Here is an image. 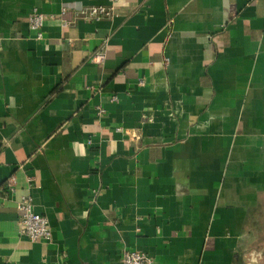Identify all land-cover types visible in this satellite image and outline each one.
<instances>
[{"label": "crops", "instance_id": "crops-1", "mask_svg": "<svg viewBox=\"0 0 264 264\" xmlns=\"http://www.w3.org/2000/svg\"><path fill=\"white\" fill-rule=\"evenodd\" d=\"M109 3L0 0V264H119L123 250L248 264L264 234V0L76 14ZM24 194L49 242L19 233Z\"/></svg>", "mask_w": 264, "mask_h": 264}, {"label": "built area", "instance_id": "built-area-1", "mask_svg": "<svg viewBox=\"0 0 264 264\" xmlns=\"http://www.w3.org/2000/svg\"><path fill=\"white\" fill-rule=\"evenodd\" d=\"M108 5L98 4L83 7L77 11V16L84 20L99 21L103 18L113 17L115 12L114 1L110 0ZM45 15L34 8L28 15V25L34 29L37 38H42L41 27ZM67 25L63 22L62 26ZM111 99H116V96H111ZM103 110L99 107L98 113ZM10 185V184H9ZM18 210V231L31 242H49L51 240V230L48 225L47 218L34 210L32 197L28 194L22 195L16 202ZM119 264H156L153 257L140 250H123Z\"/></svg>", "mask_w": 264, "mask_h": 264}, {"label": "rangeland", "instance_id": "rangeland-1", "mask_svg": "<svg viewBox=\"0 0 264 264\" xmlns=\"http://www.w3.org/2000/svg\"><path fill=\"white\" fill-rule=\"evenodd\" d=\"M248 264H264V234L254 249L248 252Z\"/></svg>", "mask_w": 264, "mask_h": 264}]
</instances>
